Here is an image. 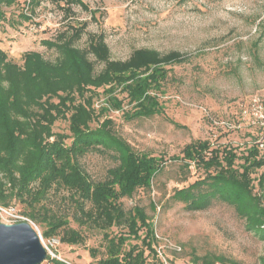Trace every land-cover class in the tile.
<instances>
[{
    "label": "rangeland",
    "instance_id": "374dc122",
    "mask_svg": "<svg viewBox=\"0 0 264 264\" xmlns=\"http://www.w3.org/2000/svg\"><path fill=\"white\" fill-rule=\"evenodd\" d=\"M28 2L16 0L4 7L0 27V50L7 61L18 66L26 52L55 62L58 52L43 41L70 36L84 22L87 26L75 42L77 48L87 49L91 38L102 35L111 60H127L140 49L161 57L173 52L182 57L180 62L164 66L167 76L157 93L162 114L127 120L124 114L131 111L132 104L116 89L113 95L122 100V109L110 110L90 124L96 128L104 119H111L114 133L135 153L163 160L149 188H138L119 201L126 211L134 207L144 211L153 226L154 252L141 243L144 231H140V239L128 240L124 249L138 245L148 255L147 264H201L205 257L222 259L215 264H264V238L248 231L231 205L213 199L205 210L189 211L172 199L176 189L203 179L207 172L201 166L186 167L180 160H171L182 157L186 145L207 141L212 149H232L240 164L256 146L261 132L257 115L264 110V0H79L80 4L69 3V7L65 0H38L33 7ZM20 14L31 18L24 20ZM89 59L96 72L103 68L93 56ZM105 89L85 93L95 110L108 107ZM68 124V120L58 119L52 131L68 135ZM79 164L96 183L105 180L118 160L113 152L92 150L79 158ZM262 173L264 167L252 174L257 195L261 194L258 177ZM8 207L42 237L49 220L67 222L54 237L58 259L53 260L97 264L105 258L103 233L79 224L74 195L66 189L53 186L33 206V212L19 200H12ZM13 220L0 211V223H18ZM69 230L76 231L82 241L63 243L60 239ZM126 233L124 227L107 231L110 238ZM41 264L53 263L46 259Z\"/></svg>",
    "mask_w": 264,
    "mask_h": 264
},
{
    "label": "trees",
    "instance_id": "16d2710c",
    "mask_svg": "<svg viewBox=\"0 0 264 264\" xmlns=\"http://www.w3.org/2000/svg\"><path fill=\"white\" fill-rule=\"evenodd\" d=\"M15 2L0 0V27L5 19L3 8ZM65 2L67 6L80 4L79 0ZM37 4L38 0L28 2L30 7ZM20 16L24 20L31 18ZM85 26L86 22L70 36L43 41L58 52L55 62L43 59L39 53L26 52L22 66H18L7 61V55L0 50V206L7 208L12 200H19L33 212V206L53 186L66 189L74 195L79 224L103 233L105 258L97 264H147L148 255L138 245L128 249L124 246L130 239H140L139 233L144 231L141 243L154 252L153 226L142 209L126 211L119 201L131 197L138 188H149L161 171L163 160L135 153L114 133L111 119H104L96 128L90 124L110 110L122 109V100L113 95L116 89L132 104L131 111L124 114L127 120L162 114L157 93L167 76L164 66L180 62L182 57L176 52L161 57L154 51L140 49L127 60H111L102 35L91 38L87 49L75 46ZM89 55L104 65L99 72ZM100 88H106L108 107L95 110L85 93ZM55 98L58 102H51ZM77 98L82 102L77 103ZM58 119L68 120V135L52 131ZM92 150L113 152L118 160L117 166L108 169L105 180L96 183L89 180L79 164V158ZM182 154L171 160H180L186 167L201 166L207 174L176 189L172 199L185 204L189 211L205 210L213 199H219L245 220L248 231L264 238V173L258 177L261 194L253 192L252 178L256 170L264 167V149L252 146L240 164H236L238 157L232 149H212L207 141L186 145ZM29 216L35 218L32 213ZM66 224L58 218L49 220L43 236L55 237ZM113 227H124L127 235L110 238L107 231ZM60 240L74 245L82 238L69 230ZM201 261L215 264L222 259L205 257Z\"/></svg>",
    "mask_w": 264,
    "mask_h": 264
},
{
    "label": "water",
    "instance_id": "95a60500",
    "mask_svg": "<svg viewBox=\"0 0 264 264\" xmlns=\"http://www.w3.org/2000/svg\"><path fill=\"white\" fill-rule=\"evenodd\" d=\"M45 260V250L29 223H0V264H41Z\"/></svg>",
    "mask_w": 264,
    "mask_h": 264
},
{
    "label": "built area",
    "instance_id": "2783aa9c",
    "mask_svg": "<svg viewBox=\"0 0 264 264\" xmlns=\"http://www.w3.org/2000/svg\"><path fill=\"white\" fill-rule=\"evenodd\" d=\"M259 115H257L259 117V120H258V123L260 125V129H261V132L259 133V140L257 141V144L256 146L259 148V149H264V110H260L258 112ZM0 211L10 217H12L15 221V222H27V220L20 216L19 214L16 213V211L14 209H12L11 207H7V208H1L0 207ZM28 223V222H27ZM37 233V232H36ZM38 235V238H39V241L42 245V247L44 248L45 250V253H46V257H48L49 259H58V257L55 255V252H54V248L58 245V240L55 239L54 237H42L41 234L37 233ZM63 263L65 264H70L66 261H62Z\"/></svg>",
    "mask_w": 264,
    "mask_h": 264
}]
</instances>
